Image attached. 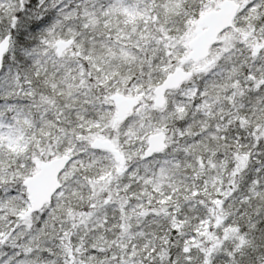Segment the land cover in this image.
<instances>
[{"label": "snow or ice", "instance_id": "obj_1", "mask_svg": "<svg viewBox=\"0 0 264 264\" xmlns=\"http://www.w3.org/2000/svg\"><path fill=\"white\" fill-rule=\"evenodd\" d=\"M0 264H264V0H0Z\"/></svg>", "mask_w": 264, "mask_h": 264}]
</instances>
